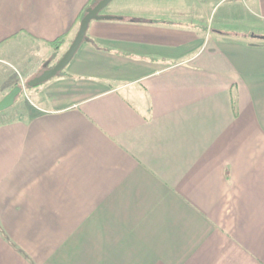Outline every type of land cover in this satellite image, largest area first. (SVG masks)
<instances>
[{
  "label": "crops",
  "instance_id": "crops-1",
  "mask_svg": "<svg viewBox=\"0 0 264 264\" xmlns=\"http://www.w3.org/2000/svg\"><path fill=\"white\" fill-rule=\"evenodd\" d=\"M89 2L0 0V99ZM106 8L0 113V264H264V0Z\"/></svg>",
  "mask_w": 264,
  "mask_h": 264
},
{
  "label": "water",
  "instance_id": "water-1",
  "mask_svg": "<svg viewBox=\"0 0 264 264\" xmlns=\"http://www.w3.org/2000/svg\"><path fill=\"white\" fill-rule=\"evenodd\" d=\"M112 1L113 0H98L94 5L89 6L80 20L79 29L69 48L54 65L50 66L51 60L44 63V70L39 75L29 80L26 85L28 87H35L59 75L73 59L82 43L88 39L87 32L93 20L121 19L122 17L120 16L106 15L102 13ZM251 37L264 39V35L255 33H252ZM23 89L24 87L22 84L16 85L2 99H0V113L14 105L17 98L23 92Z\"/></svg>",
  "mask_w": 264,
  "mask_h": 264
},
{
  "label": "rangeland",
  "instance_id": "rangeland-1",
  "mask_svg": "<svg viewBox=\"0 0 264 264\" xmlns=\"http://www.w3.org/2000/svg\"><path fill=\"white\" fill-rule=\"evenodd\" d=\"M236 1V0H235ZM230 5V3H226L222 8H221V10H220V12L218 13V15H217V20H219V18L221 17V13H223V10H225V9H227L228 7H230L229 6ZM105 9H110V8H105ZM231 24V23H230ZM232 24H237V23H232ZM231 24V25H232ZM211 28H213L212 26L210 27V30H211ZM257 32H260L259 30H257ZM64 45V44H63ZM62 45V46H63ZM61 46V47H62ZM60 47V48H61ZM60 48L59 49H57L58 51L60 50ZM57 53V52H56ZM60 52H58V54H59ZM64 54V53H63ZM62 54V55H63ZM62 55H57V57L55 58V59H50L51 60V62L52 63H50V66H52V65H54L60 58H61V56ZM56 56V55H55ZM22 85H24L25 87H24V89H23V92H22V94H21V96H23V100H20V99H18V102L15 104L16 106L14 107V109H16V107H20V106H25L26 104H29V96H30V93L31 92H29L30 90V87H28L27 85H26V82L24 81L23 83H22ZM20 96V97H21ZM19 98V97H18ZM20 100V101H19Z\"/></svg>",
  "mask_w": 264,
  "mask_h": 264
},
{
  "label": "trees",
  "instance_id": "trees-1",
  "mask_svg": "<svg viewBox=\"0 0 264 264\" xmlns=\"http://www.w3.org/2000/svg\"><path fill=\"white\" fill-rule=\"evenodd\" d=\"M98 0H90V2L88 3V7L89 6H91V5H94L96 2H97ZM85 11L86 10H84V12H83V14H82V17H83V15L85 14ZM81 17V18H82ZM67 39H68V37H67V35H64L63 37H60L59 39H56V41H54L52 44L55 46V48L56 49H59L64 43H66V41H67ZM63 71H61L60 73H62ZM22 94V93H21ZM23 95V94H22ZM21 96V95H20ZM19 96V97H20ZM19 98H17V100H18ZM17 101H15V103H16ZM14 103V104H15Z\"/></svg>",
  "mask_w": 264,
  "mask_h": 264
},
{
  "label": "built area",
  "instance_id": "built-area-1",
  "mask_svg": "<svg viewBox=\"0 0 264 264\" xmlns=\"http://www.w3.org/2000/svg\"><path fill=\"white\" fill-rule=\"evenodd\" d=\"M23 87H25V86L23 85Z\"/></svg>",
  "mask_w": 264,
  "mask_h": 264
}]
</instances>
